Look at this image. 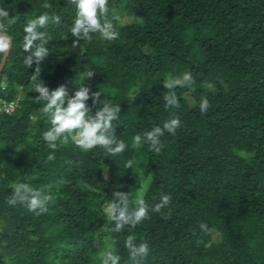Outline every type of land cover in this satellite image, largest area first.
I'll return each mask as SVG.
<instances>
[{
    "label": "trees",
    "instance_id": "1",
    "mask_svg": "<svg viewBox=\"0 0 264 264\" xmlns=\"http://www.w3.org/2000/svg\"><path fill=\"white\" fill-rule=\"evenodd\" d=\"M44 2L0 0L16 21L7 28L12 50L0 70V101L16 100L11 112L0 111V264H101L103 237L120 264H128L124 241L133 233L137 243L149 244L146 264H264V0H109L119 38L95 34L77 47L67 27L50 29L51 52L39 79L50 90L64 85L71 95L87 64L94 74L83 83L120 104L115 134L129 146L105 157L99 147L85 153L70 143L50 162L42 136L50 121L38 111L42 103H33L36 65L25 68L20 45L28 20L48 11L70 26L75 9L68 0H47L50 10ZM184 72L195 83L177 87L179 108L165 109L164 80ZM202 97L212 105L204 115ZM87 104L93 113L99 107L91 99ZM172 114L182 127L165 132L160 154L146 145L132 148L134 135ZM143 177L145 201L154 206L170 194L169 208L136 228L111 232L104 204L121 191L134 205ZM17 182L52 184L49 211L10 206Z\"/></svg>",
    "mask_w": 264,
    "mask_h": 264
},
{
    "label": "clouds",
    "instance_id": "2",
    "mask_svg": "<svg viewBox=\"0 0 264 264\" xmlns=\"http://www.w3.org/2000/svg\"><path fill=\"white\" fill-rule=\"evenodd\" d=\"M68 3L75 9V15L70 26L64 25L61 16L50 14L45 11L34 19L27 21L23 28V39L20 45L25 53L23 64L30 69L35 64L30 80L33 84V91L38 93L33 98V103L42 106L38 111L50 121V128L42 133L43 140L52 151L46 158V162L56 159L55 152L58 148L75 145L82 152H89L99 147L103 150L105 157H116L122 155L128 145L124 140L119 139L115 134L116 122L120 119L121 106L113 104L111 100L102 98V92L92 91L83 81L93 76L92 68L84 64V71L77 80L80 85L73 94L69 95L64 85L50 90L42 80L40 64L51 52L47 45L52 39L50 29L67 27L72 39V46H79L80 41H92L95 34L106 41H113L119 38V31L113 23L115 9L109 8V0H68ZM44 9H52L53 5L47 0L42 4ZM112 17V18H110ZM15 17L9 16L8 8L0 7V65L8 58L12 50V36L8 34L7 28L15 24ZM67 37H65L66 39ZM195 79L190 72L182 75H169L163 82L166 89L163 94L165 109L179 108V99L176 94L177 87H191ZM91 99L92 106L99 105L93 113L92 107L87 104ZM208 98L202 97L199 102L201 115L206 114L211 108ZM36 121H34L35 123ZM182 127V121L178 115L172 114L165 120L162 126H154L151 130L137 133L132 140V148L147 146L148 151L160 154L165 147L161 137L167 132L175 135ZM72 164V161H68ZM133 162L127 161L125 168H132ZM105 173L107 168L104 169ZM63 183V181H60ZM12 194L7 203L10 206L20 204L27 211L35 215L45 214L49 211V203L53 202L50 194L52 184L35 188L29 183L12 184ZM114 200L105 208L108 219L114 222L111 232L120 233L128 228H136L143 221L150 219V213H160L163 209L169 208L171 203L170 194H161L159 202L150 206L144 199V193L136 196L133 205L127 192L116 191L113 193ZM170 215V212H169ZM203 229L204 225H200ZM124 247L128 251V264H146L150 253L149 244L136 242L135 234H130L124 241ZM101 264H120L121 257L116 254L114 248L104 249L99 253Z\"/></svg>",
    "mask_w": 264,
    "mask_h": 264
},
{
    "label": "rangeland",
    "instance_id": "3",
    "mask_svg": "<svg viewBox=\"0 0 264 264\" xmlns=\"http://www.w3.org/2000/svg\"><path fill=\"white\" fill-rule=\"evenodd\" d=\"M127 21H130V19L129 18H124L123 19V22H127ZM17 89L19 90V88H17ZM19 94L20 93L18 91V95ZM18 95L16 96V98H18ZM182 97H183L184 101L187 103V105H191L192 104V100H191L188 92L184 93L182 95ZM104 169H105L104 166H101L100 167V171H101L102 175L105 177L106 176V173H105V170ZM147 185H148V179L147 178H144V177L141 178L140 184H139V188L134 193V201H136L137 194L142 193V192L144 193V190H145V188H146ZM107 205L108 204L105 203L104 206H103L104 212H105V208H106ZM102 240L104 242L103 243L104 249H106V248L110 249L111 246L109 245L108 240L106 239V237H103Z\"/></svg>",
    "mask_w": 264,
    "mask_h": 264
},
{
    "label": "built area",
    "instance_id": "4",
    "mask_svg": "<svg viewBox=\"0 0 264 264\" xmlns=\"http://www.w3.org/2000/svg\"><path fill=\"white\" fill-rule=\"evenodd\" d=\"M16 105V100L6 102L4 100L0 101V111H3L5 113H9L13 110V108Z\"/></svg>",
    "mask_w": 264,
    "mask_h": 264
},
{
    "label": "water",
    "instance_id": "5",
    "mask_svg": "<svg viewBox=\"0 0 264 264\" xmlns=\"http://www.w3.org/2000/svg\"><path fill=\"white\" fill-rule=\"evenodd\" d=\"M2 65H3V64H2ZM2 65H0V70H1Z\"/></svg>",
    "mask_w": 264,
    "mask_h": 264
}]
</instances>
